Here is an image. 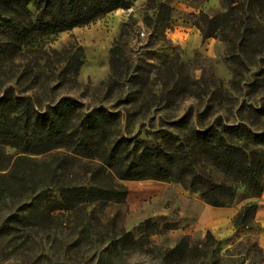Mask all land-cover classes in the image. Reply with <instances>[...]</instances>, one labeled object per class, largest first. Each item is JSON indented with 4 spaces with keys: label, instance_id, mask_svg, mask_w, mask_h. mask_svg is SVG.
<instances>
[{
    "label": "rangeland",
    "instance_id": "1",
    "mask_svg": "<svg viewBox=\"0 0 264 264\" xmlns=\"http://www.w3.org/2000/svg\"><path fill=\"white\" fill-rule=\"evenodd\" d=\"M160 2L174 9L170 26L160 21L169 15L160 11ZM228 6L224 0H133L86 25L41 36L17 53L0 48V97L25 95L41 111L64 97L80 102L78 112L104 107L119 116L107 121L98 140L119 133L151 148L187 142L190 128L219 119L263 132L264 7L245 15L242 28L251 24L254 34L243 60L234 55L237 44L222 35L204 39L195 25L201 13L214 16ZM28 8L33 20L50 19L33 1ZM27 19L6 11L0 42L11 36L9 23L23 25ZM228 32L237 38L235 30ZM116 40L121 60H110ZM81 53L77 69L73 56ZM8 110L15 112L12 105ZM227 138L246 148L252 160L263 158L264 147L244 131ZM58 150L29 154L11 174L21 150L0 141V264H264V190L254 195L244 182L201 160L199 172L236 188L233 203L225 207L237 214L248 203L258 204L251 227L236 228L233 217L224 221L202 197L205 189L176 178L125 180L128 195L122 203L99 200L46 212L61 184H89L91 170L107 173L87 158L69 157L58 165L56 155L67 153ZM195 152L199 157L200 148ZM218 193L229 200V191ZM185 235L189 248L172 254Z\"/></svg>",
    "mask_w": 264,
    "mask_h": 264
},
{
    "label": "trees",
    "instance_id": "2",
    "mask_svg": "<svg viewBox=\"0 0 264 264\" xmlns=\"http://www.w3.org/2000/svg\"><path fill=\"white\" fill-rule=\"evenodd\" d=\"M33 1L38 10L44 11L49 20L39 17L31 18L28 4ZM133 0H0V20L9 9L22 12L27 22L22 24L9 23L11 36L0 42V48L11 47L15 53L22 51L26 45L37 41L41 36L70 30L77 26L86 25L93 20L118 8H127ZM229 6L214 16L201 13L197 16L195 25L200 29L204 39L216 35L224 36L226 41L238 45L235 56L243 60L244 48L247 47L254 34L253 26L242 28L245 15L248 12L257 14L264 7V0H224ZM161 9L169 12L167 18L160 20L166 26L174 23V9L165 2H160ZM1 23V22H0ZM1 26V24H0ZM126 24L122 27L125 30ZM235 30L237 38H230L228 29ZM237 39V40H236ZM118 42L110 50V60H121L118 55ZM82 53L73 56L82 63ZM166 60H169L167 58ZM14 107V114L8 106ZM80 102L64 97L47 110H39L32 98L25 95H13L6 92L0 97V141L13 145L21 150L17 156L11 174L20 161L28 159L29 154H41L56 149H65V155H56L58 165H65V159L87 158L99 162L98 170H91L89 184H61L57 190L59 198L55 199L52 208L46 207V212L71 209L79 203H93L99 200L122 203L128 195L125 180H168L176 178L186 186L201 191L207 203L215 207L230 206L236 195V188L224 182L212 181L198 170L201 160H206L225 174L237 181L244 182L254 195L263 192L264 155L259 161L252 160L246 148L228 140L229 133L244 131L258 146L264 147V131L254 132L245 125L226 124L220 119L201 129H189V140H180L175 146L160 144L151 148L146 141L135 142L133 137L123 134H113L108 140L97 139L109 119L118 120V112H111L104 107H96L89 112H78ZM72 113L77 115L74 118ZM185 119L175 122L179 124ZM71 123V126H67ZM170 138L174 134H168ZM200 148V156L195 152ZM58 150V151H59ZM257 153V152H255ZM254 153V154H255ZM161 154V155H159ZM162 154L165 156L162 158ZM104 182V185H103ZM207 187V188H205ZM224 189L229 191V200H224L218 193ZM258 207L256 202L246 204L233 218L236 228L251 227L254 213ZM130 236L131 233L127 232ZM208 239L213 238L208 231ZM220 245V241L217 240ZM190 246V236H183L174 248L172 254L186 252Z\"/></svg>",
    "mask_w": 264,
    "mask_h": 264
},
{
    "label": "crops",
    "instance_id": "3",
    "mask_svg": "<svg viewBox=\"0 0 264 264\" xmlns=\"http://www.w3.org/2000/svg\"><path fill=\"white\" fill-rule=\"evenodd\" d=\"M211 210L217 212L218 214L223 215V220L224 221H230L232 220V217L234 218V216L236 215V210H234L232 207H214V206H210ZM221 216L216 217L217 221H221L222 219ZM219 221V222H220ZM264 239V238H263Z\"/></svg>",
    "mask_w": 264,
    "mask_h": 264
},
{
    "label": "built area",
    "instance_id": "4",
    "mask_svg": "<svg viewBox=\"0 0 264 264\" xmlns=\"http://www.w3.org/2000/svg\"><path fill=\"white\" fill-rule=\"evenodd\" d=\"M141 34L143 35V34H144V32H141Z\"/></svg>",
    "mask_w": 264,
    "mask_h": 264
}]
</instances>
